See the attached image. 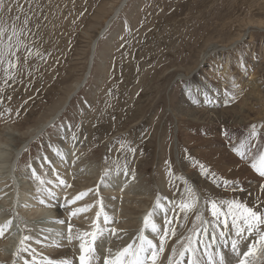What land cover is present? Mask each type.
Instances as JSON below:
<instances>
[{
    "label": "rangeland",
    "instance_id": "1",
    "mask_svg": "<svg viewBox=\"0 0 264 264\" xmlns=\"http://www.w3.org/2000/svg\"><path fill=\"white\" fill-rule=\"evenodd\" d=\"M118 2L5 0L6 9L0 13V25L7 27L8 32L3 42L12 43L16 54L5 56L4 63L0 65V130L8 125L14 128L11 131L13 139H8L13 147H19L27 138V135H22L26 129L38 127L61 108L75 84L83 83L90 60L91 40L97 36L103 21ZM7 7H11L10 13ZM17 16L19 20L15 19ZM25 18L28 19L26 26L23 23ZM13 25L18 31L25 28L19 36L22 41L19 50L16 48V37L8 40ZM239 38H243V44L248 43L247 46L251 45L250 42L255 43L264 56V0H128L106 32L99 36L94 61L84 84L60 117L24 149L15 171L42 153L49 154L46 144L58 142L60 129H64L66 140L80 135L84 139V134L89 143L81 151L83 158L102 169H109L114 164L119 169L128 167L141 176V184L150 189L155 198L159 197L158 194L171 198L176 234L173 241L179 244L177 254L188 243L187 237L193 236V231L198 233L202 225L215 229V233L220 232L221 226L225 227L223 213L220 221L214 218L208 201L219 203L235 199L264 212L263 185L258 186L259 195L255 199L245 200L241 195L247 190L243 182L247 176L243 177V181L232 175L221 177L213 164L196 153L207 149V143L196 146L189 139L205 137L207 125L194 119V116L185 118L183 114L188 103L184 98L185 90L192 83L211 80L202 78L200 74L211 71L209 64L214 55L220 54L224 64V60L236 54L233 50L224 54L213 52L223 50L224 46ZM210 54L205 64L200 62ZM246 57L251 60L250 54ZM259 57L256 56V62L261 60ZM9 60L16 64L15 68L9 67ZM199 67L204 71L195 74ZM229 68L233 69L232 64ZM261 68L258 74L263 73L264 76V63ZM5 69L12 78H8ZM194 74L195 79L191 81ZM228 78H224V85L230 83ZM213 81V87H218L219 83ZM254 125V122H248L245 135L239 137H245V144L250 145L253 137L259 135L254 140L258 147L256 157L247 161L246 157L239 156L240 149L236 146L231 150L232 155L246 163L247 167L264 155V131L250 135L255 128L263 127ZM196 174L199 179H196ZM161 181L164 187L160 186ZM206 185H211L218 191L217 194L210 193ZM229 185L237 190L236 195H228L226 189H230ZM13 193L10 184L5 187L6 202L2 205L0 226L9 221L14 213L10 204ZM193 196L198 198L200 207L197 203L194 210L185 213L180 205L182 202L191 203ZM139 201L144 203L131 208L135 217L144 208L152 210L155 206L154 198ZM9 212L11 215L7 216ZM197 215L207 223L202 224ZM226 219L227 226L232 227L231 217ZM38 222L43 225L45 219L41 218ZM22 230L26 235L28 231ZM142 230L145 228L141 226L139 231ZM133 233L131 231L125 237V247L136 242L137 236ZM138 233L135 232V235ZM238 239L241 243L245 242ZM258 239L259 236H255L245 242L246 251ZM5 242L4 234L0 236V246ZM211 246L218 251L216 240ZM257 246L262 247L260 244ZM35 258L31 257L32 260ZM187 260L189 264V257Z\"/></svg>",
    "mask_w": 264,
    "mask_h": 264
},
{
    "label": "bare ground",
    "instance_id": "2",
    "mask_svg": "<svg viewBox=\"0 0 264 264\" xmlns=\"http://www.w3.org/2000/svg\"><path fill=\"white\" fill-rule=\"evenodd\" d=\"M127 2L128 0H119L114 9L103 21L97 33L98 37L96 36L91 40L89 50L90 60L87 65L88 70L84 81L94 61L95 49L99 36L106 32L112 21L117 17ZM250 43L251 45L247 46L248 43L243 44V38H239L232 42L231 45L224 46L222 48L223 50L213 52L226 53L227 50H233L236 54L230 55L231 58L224 60L223 62L225 63L222 64V58L219 57L220 54L214 55L212 53L214 58H212L210 62L213 63V66L211 63L209 64V69L211 71L207 72L208 74L204 73L206 71L203 69L201 70L200 66L195 72L196 74L204 71L200 76L206 79L211 78V80L207 79L204 82L192 83L184 92V98L188 100L187 106L185 107L187 110H180V112L184 111L183 114H185V118L194 116V119L196 118L198 121L207 125L205 137L189 139V142L196 146L203 142L207 143V149H203L196 153L203 156L208 163L210 162V164H213L221 177L229 178V176L232 175L234 178L243 181V177L247 176L245 181H243L245 183V185H243L247 187V190L245 192L243 191L244 193L241 195L245 197V200L246 198L249 200L255 199L259 195L258 186L263 185L264 187V179L259 178L253 171L251 167L252 164L247 167L246 163L234 157V154L232 155V148L236 146L237 149H240L239 156L246 157L247 161L256 157L258 147L254 140L257 139L259 135L253 137V141L249 142L250 145L245 144V137H239V135H245L244 130L248 122H254V126L256 127H263L262 129L257 128L258 130L255 128V131L250 135H255L260 131H264V76L262 75L263 73L261 75L258 74V70H262L261 67L264 63V56L259 52V48H257L255 43ZM249 48L251 49L250 53H248ZM249 54L251 60H247L246 56ZM210 56L211 54L202 58L200 62L205 64ZM256 56L263 57H259L261 60L256 62ZM254 57L255 60H252ZM231 64L233 69L229 68ZM229 72H231V74ZM195 74L191 77V81L195 79ZM229 76L233 78L229 79ZM224 78L231 80L230 83L224 85ZM197 79L198 77L196 80ZM212 79H214L215 83L216 81L219 83L217 84L218 87H213L211 84ZM198 81L199 80H197V82ZM81 82L75 84L65 101H63L61 108H59L53 116L45 119L38 127L26 129V131L22 133L23 136L24 134L25 136L27 135V138L19 147H13L8 140L13 139L11 131H14V128L8 125L9 127L0 130V157H3L0 162V215L4 208L2 205L6 202L4 197L5 187L10 184L14 191L10 200V204L13 205L14 213L9 219V221H11V226L4 232L6 242L0 246V261L2 264H32V261H35V264H47L49 260L52 261V264H80L81 241L79 239H73L69 242V225H71L72 234L75 236L78 233H91L95 222L105 231L100 238L102 244L98 245V251H96L95 254L96 258L91 261V264H104L106 258H111L109 250H111L112 254H115L117 251L125 248V237L129 232H134L133 235L137 236L136 242L139 244L138 236L141 233L139 228H141V226L144 228L145 217L148 216L149 213H154L148 228L143 232L146 238L151 239L157 248H159L160 245L159 236L163 235L165 232L168 233L165 240L164 252L160 255L157 262V264H168V258L172 256V250L179 246L177 243L174 244L173 241L176 234L172 235V230H175V222L172 221L173 205L171 204V198L163 194H158L161 205L159 209H156L153 205L154 207L152 210H148L146 207L144 210L140 211L141 213L139 216L137 215V217H135L132 215V205L135 207V205L144 203L139 201V199L154 198V203L156 205L158 198L154 197L150 189H146L147 187L145 188V186L143 187L141 184V176L130 171L128 167L119 169L118 166L114 164L113 167L109 169H102L98 164L95 165L92 163L93 161H89L86 157L83 158L81 151H84L86 145L89 143L84 134V139H82V135H80L73 140H66L64 137V129H60L58 133V142L46 144L49 154L42 153L40 156L36 157V159L30 161L28 165L15 171L17 160L21 157L24 149L28 147L32 141L38 139L43 130H46L52 122L60 117L61 113L66 109L68 102H70L73 96L82 87ZM195 86L197 87L196 89ZM195 105L196 108H194ZM220 133H222V138L219 136L221 135ZM233 135L235 136V138L233 137L234 139H232ZM196 136L197 135L193 137ZM241 143L245 144L246 147H242ZM227 148H229V150ZM176 162H178V160ZM57 177L63 179L65 184L60 185ZM199 178L200 177L196 174V179ZM41 181L44 182L41 183ZM162 181L160 186L164 187L165 184L162 183ZM206 186L209 191H211L210 193H214V195L217 194L218 191L211 185ZM228 187L230 188L226 189L228 195H236L238 193L237 190L234 189V186L229 185ZM162 191L161 189V192ZM49 193H53V195L50 196ZM80 193H87V195L71 203L74 197ZM198 194H200V192ZM134 196L137 197V199H133ZM163 204L167 205L164 206ZM87 206H91L88 211L80 212L77 215L71 214L76 209L85 208ZM198 207H200V204ZM97 213H100L99 218L97 217ZM10 215L11 213L9 212L7 216ZM105 215L109 218V223H105ZM41 218L45 219L43 225L38 222ZM7 219L4 220L7 221ZM9 221L4 222L2 226L7 225ZM60 221H63V223H60ZM153 221L157 224L159 234L151 231V223ZM205 227L207 228V226L202 225V228L198 232L199 236L194 237V239H196L194 247L198 249L196 258L202 261L203 264L207 262V257L203 256L205 252L213 254L222 252L226 256L228 264H238V257L232 252V241H237L238 250L242 255L247 249V244L244 243L258 236H249L245 231L243 238H241L236 235L235 229L232 227L227 226L222 228L221 226L220 232L224 231L225 235L221 237L220 232L215 233V240L218 245L217 251V248L214 249L212 246L205 248L203 244H200V241H203L204 244L212 245L214 241L213 237H211L213 234H210V230L213 232V229L207 228L208 234L205 236L203 233V228ZM22 229L28 231V235L27 233L25 235ZM112 229H115L114 235L111 233ZM261 231L264 232V225L261 226ZM135 232L139 233L135 235ZM24 237H29V239L25 240L23 245H21V241ZM238 238L245 242L241 243ZM86 239L91 240V237L89 236ZM19 246L21 247L18 248ZM52 247H54L53 251ZM262 248H264V246H257L256 255L249 257L250 264H264V250H261ZM179 251H181V248ZM179 251L174 257V260L181 259ZM15 252H17V255ZM33 256L36 257L35 260L31 259ZM187 257L186 255L182 264H187ZM216 258L218 259V257Z\"/></svg>",
    "mask_w": 264,
    "mask_h": 264
},
{
    "label": "snow or ice",
    "instance_id": "3",
    "mask_svg": "<svg viewBox=\"0 0 264 264\" xmlns=\"http://www.w3.org/2000/svg\"><path fill=\"white\" fill-rule=\"evenodd\" d=\"M6 9L5 0H0V13H3ZM7 11L11 12V7H7ZM16 20H19V16L15 17ZM24 25L26 26L28 23V19L25 18L23 21ZM25 31V28L17 30L15 25L12 26L11 34L8 36V40L12 41L13 37H16V48L19 50V45L22 43L20 41L19 36L21 33ZM8 32V28L0 25V65L4 63V57L11 55L15 56V51H13V44L8 43L4 44L3 40L5 37V34ZM9 67L15 68L16 64L12 62L11 60L8 61ZM6 74L8 75V78H12L11 73H8L7 69H5ZM10 111V110H9ZM134 152V150H132ZM251 167L258 173V175L264 177V155H261L258 159V162L252 163ZM59 180L60 185H64L65 181L63 179ZM44 181H41L43 183ZM228 183V182H225ZM235 183V182H233ZM70 187V186H69ZM49 195H53V193H49ZM87 193H80L74 199L71 201V203H74L76 200H79L86 196ZM41 203H44L43 201H40ZM198 203V198L192 197L191 203H181L180 209L184 211L185 213L194 210L196 204ZM212 216L216 218L218 221L221 220V214L223 213V216L225 219L222 220V222L225 224V227H227V219L226 217H231V226L233 229H235V233L238 237L243 238V234L245 231L249 236L253 235L254 233L259 236L258 241H254L249 247L246 252L242 254L238 250V244L237 241H232L231 248L234 255L238 257V264H250L249 257H252L255 255L257 251V244H260L261 246H264V232L261 231V226L264 225V212L260 211L259 208H253L248 206L242 201L239 200H230V201H208L207 202ZM91 206H87L85 208H79L73 211L72 215H77L80 212L88 211ZM161 207L159 198L157 199V203L155 205L156 209H159ZM227 208V211L225 212L224 209ZM154 213H149L148 216L145 217L144 220V228L147 229L148 225L150 223L151 218L153 217ZM100 213H97V217L99 218ZM187 216L185 215V219ZM197 220H200L202 224L207 223L206 221H203L201 216L197 215ZM105 223H109V218L107 215L104 216ZM60 223H63V221H60ZM11 226V221L8 222L7 225L0 226V236L4 235L5 230ZM104 229L100 228L97 223L94 222L93 224V231L91 233H83V234H72V227L69 225V235L68 240L71 242L73 239H79L81 241L80 243V250L81 255L79 256L80 264H91V261L96 258V251L98 245L102 244V240L100 239L104 234ZM151 231L153 233L159 234V229L157 227V224L153 221L151 223ZM111 233L115 234V229L111 230ZM203 233L206 236L208 234V229L205 227L203 228ZM168 233L165 232L163 235L159 236L160 239V245L159 248L153 243L151 239H147L144 235L143 230L138 236L139 239V245L136 246V242L129 244L127 247L123 248L120 251H117L115 254L111 253V250H109V254L111 258H106L104 260V264H157L160 255L164 252L165 248V240ZM172 235H175V230H172ZM225 235L224 232H220V236L223 237ZM91 237V240L86 239L87 237ZM199 233L193 231V236L187 237L188 243L184 246L183 250L179 252L180 260H174V257L176 256V249L174 248L172 250V256L168 258V264H182L183 259L187 255L189 257V264H203L202 261L196 258V252L197 247H194L196 244V239L194 237H198ZM29 239V237H24L21 241V245H23L24 241ZM216 239L215 236V229H213V240ZM200 244H203L205 248L211 247L210 244H204L203 241H200ZM261 250H264L262 248ZM205 256L207 257L206 264H228L226 256L221 253H209L205 252ZM218 257V259L216 258ZM32 264H35V261H32ZM47 264H52V261H47Z\"/></svg>",
    "mask_w": 264,
    "mask_h": 264
},
{
    "label": "water",
    "instance_id": "4",
    "mask_svg": "<svg viewBox=\"0 0 264 264\" xmlns=\"http://www.w3.org/2000/svg\"><path fill=\"white\" fill-rule=\"evenodd\" d=\"M84 84V82L82 83V85Z\"/></svg>",
    "mask_w": 264,
    "mask_h": 264
}]
</instances>
